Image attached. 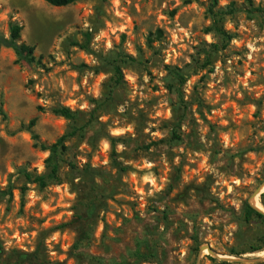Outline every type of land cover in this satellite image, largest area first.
Returning <instances> with one entry per match:
<instances>
[{
  "label": "rangeland",
  "instance_id": "obj_1",
  "mask_svg": "<svg viewBox=\"0 0 264 264\" xmlns=\"http://www.w3.org/2000/svg\"><path fill=\"white\" fill-rule=\"evenodd\" d=\"M213 4L0 0V264H264V0Z\"/></svg>",
  "mask_w": 264,
  "mask_h": 264
},
{
  "label": "trees",
  "instance_id": "obj_2",
  "mask_svg": "<svg viewBox=\"0 0 264 264\" xmlns=\"http://www.w3.org/2000/svg\"><path fill=\"white\" fill-rule=\"evenodd\" d=\"M44 2H46L47 4L54 6V7H65L68 6L70 4L75 3L78 0H43ZM216 0H214V4L215 5ZM233 4L230 5V7H232ZM232 9V8H231ZM233 12V10H230ZM232 12H228V13H232ZM225 14H227V12H223V11H216L214 12L212 8L209 9V15L210 18L213 21V24L217 23V19L219 17L224 16ZM22 31V27L12 23L9 26V35L8 37H4L0 35V46H3L5 48H9L11 49L17 60L19 62H23L27 65H32L34 63H40L41 58H36L34 55V47L27 45L23 42H21V34ZM218 31L221 35H226L225 32L223 30H221L220 28H218ZM216 47V46H215ZM130 61H133V58H129ZM209 61V59L207 60V62ZM114 71L117 75V82H119V80L122 77L121 71L119 66H115L114 67ZM52 112L55 115H58L60 117H63L67 120H72L74 115L73 112L67 108V107H59V108H54L52 110ZM35 124V119H32L29 121V124L27 126V129H31V127H33ZM76 128H74V130L66 135H63L62 137H60L55 143H53L50 146H45L43 144H39V148L43 151H48L49 152V157H48V164L50 167V172L48 175H37L35 177H33L31 174L27 173V172H23V176L24 178L28 181V182H35L38 183L41 186L45 185V180L49 179V178H54L57 171H58V167H59V156L60 154L66 149L64 142L66 141L67 138L72 137L73 135H75L77 133ZM32 138L34 140L37 141V136L32 134ZM262 197L264 196V194L261 195ZM250 214H253L254 216H256L257 218H259L261 221H263L264 223V215L262 213H260L257 210H254L251 207H247ZM254 251H258V249H253L252 252Z\"/></svg>",
  "mask_w": 264,
  "mask_h": 264
},
{
  "label": "water",
  "instance_id": "obj_3",
  "mask_svg": "<svg viewBox=\"0 0 264 264\" xmlns=\"http://www.w3.org/2000/svg\"><path fill=\"white\" fill-rule=\"evenodd\" d=\"M261 188V187H260ZM260 188H257L251 195V198H254L255 196H258L261 192H260ZM252 206V205H251ZM256 209V208H255ZM257 210V209H256ZM259 211L260 213H262L264 215V212L260 211V210H257ZM264 260L263 258H260V259H256L254 260V262H259V261H262Z\"/></svg>",
  "mask_w": 264,
  "mask_h": 264
},
{
  "label": "bare ground",
  "instance_id": "obj_4",
  "mask_svg": "<svg viewBox=\"0 0 264 264\" xmlns=\"http://www.w3.org/2000/svg\"><path fill=\"white\" fill-rule=\"evenodd\" d=\"M264 186V185H263ZM262 187L260 188V192H261ZM252 204L256 207L261 209V205L259 204L258 200H257V196L254 197V199L252 200ZM264 255V252H263Z\"/></svg>",
  "mask_w": 264,
  "mask_h": 264
}]
</instances>
